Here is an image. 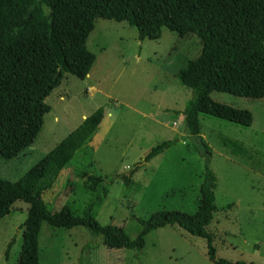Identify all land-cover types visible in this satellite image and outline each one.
Returning <instances> with one entry per match:
<instances>
[{"label":"rangeland","instance_id":"1","mask_svg":"<svg viewBox=\"0 0 264 264\" xmlns=\"http://www.w3.org/2000/svg\"><path fill=\"white\" fill-rule=\"evenodd\" d=\"M95 62L80 81L65 74L44 100L50 111L32 146L17 158H0V179L29 193L41 191L50 212L73 216L92 204L101 226L121 227L133 240L139 221L157 211L193 214L199 206L204 160L187 134L183 115L192 93L177 73L201 52L194 35L163 28L157 40L138 39L125 22L97 19L86 40ZM213 101L247 110L243 128L201 115L200 136L211 149L217 179L212 222L206 227L216 257L228 263L264 264V98L211 93ZM174 144L149 162V150ZM108 190L97 201L82 174ZM130 175L129 183L111 178ZM28 206L15 202L0 219V264H17ZM14 238L8 259L6 245ZM39 264H213L204 239L177 226L149 232L140 251L108 249L85 228L41 224Z\"/></svg>","mask_w":264,"mask_h":264},{"label":"trees","instance_id":"2","mask_svg":"<svg viewBox=\"0 0 264 264\" xmlns=\"http://www.w3.org/2000/svg\"><path fill=\"white\" fill-rule=\"evenodd\" d=\"M97 19L125 22L140 41L157 40L163 28L180 37L194 34L201 42L198 57L177 73L192 96L182 112L187 134L204 160L199 206L193 214L157 211L131 240L115 225L101 226L92 204L80 216L68 209L50 212L41 191L29 193L17 183L0 179V219L20 201L28 206L23 222V246L17 264H39L38 235L41 224L56 229L85 228L100 237L108 249L140 251L145 236L154 230L177 226L205 240L213 264L228 263L216 257L206 227L212 222L217 179L209 168L211 149L200 136L201 115L243 128L252 114L212 100L211 93L258 100L264 98V0H0V158H17L33 145L50 111L44 100L59 87L65 74L83 81L95 56L86 40ZM174 144L164 141L144 157L149 162ZM85 187L100 201L108 190L100 178L82 174ZM130 175H118L129 183ZM14 238L7 243L8 259Z\"/></svg>","mask_w":264,"mask_h":264}]
</instances>
